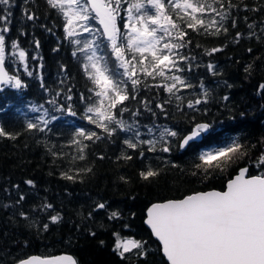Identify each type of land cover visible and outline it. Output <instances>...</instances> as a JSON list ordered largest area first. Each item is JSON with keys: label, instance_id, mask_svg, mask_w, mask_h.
Instances as JSON below:
<instances>
[{"label": "trees", "instance_id": "trees-1", "mask_svg": "<svg viewBox=\"0 0 264 264\" xmlns=\"http://www.w3.org/2000/svg\"><path fill=\"white\" fill-rule=\"evenodd\" d=\"M181 2L161 0L164 14L177 28L166 25L171 35L157 30L163 38L156 48L160 55H169L157 68H152L149 52L141 64L140 54L128 51L127 40H121L129 34L125 24L155 14L148 0H121L115 13L117 43L129 62L125 67L86 0L81 3L90 18L73 26L47 0L0 5L4 63L12 78L0 88V128L8 134L0 136V264L64 252L77 264H168L144 223L151 203L200 190H223L242 166H248L250 175L264 173L259 163L264 156V0H199L204 11L188 9L187 14L175 7ZM136 3L141 8H132L129 21L128 9ZM65 11L72 13L67 5ZM148 26L157 27L150 22ZM164 43L178 46L167 49ZM19 51L25 52L23 60ZM92 51L103 57L99 63L107 66L121 94L128 95L115 107H110L114 93L97 96L101 86L90 78L91 68L85 70ZM133 66L129 76L126 68L132 72ZM161 69L163 76L157 74ZM132 80L138 83L133 86ZM173 83L172 92L166 91ZM88 107L106 109L114 120L97 121ZM30 123L37 127L29 129ZM198 124L210 125V132L182 148L183 137ZM165 128L177 135L161 140ZM81 129L96 136L87 139L79 135ZM232 139L243 145L245 155L234 157L223 171L215 168L216 161L211 168L196 167L201 152ZM149 170L156 175L143 178L141 173ZM127 239L141 247L125 252L121 243Z\"/></svg>", "mask_w": 264, "mask_h": 264}, {"label": "snow or ice", "instance_id": "snow-or-ice-1", "mask_svg": "<svg viewBox=\"0 0 264 264\" xmlns=\"http://www.w3.org/2000/svg\"><path fill=\"white\" fill-rule=\"evenodd\" d=\"M47 2L53 8H58L68 18V26H73L77 20L86 21L90 18L87 14V6L82 4L81 0H47ZM120 3L121 0H115V6H112L113 0H87V4L91 5L92 10L99 17V22L103 25V35L110 42L117 60L120 61V66L125 67L129 62L124 59V47L117 43L120 29L116 25L115 13L119 9ZM148 3L156 9L155 14L150 16L140 15L135 17L134 23L125 24L124 27L128 29L129 34L121 37V40H127L128 51L140 54L141 60L139 63L141 64H143L144 53L149 52L155 62L151 66L152 68H157L160 64L169 60V55H160V50L156 48V45L163 38L156 35L157 30L159 29L165 35H171L172 33L166 25H171L172 28H177V25L169 16L164 14L165 5L161 3V0H148ZM8 4L9 0H0V5ZM65 5L69 8L72 5H76L79 11H74L70 15L68 11H65ZM175 7L182 8L187 14L188 9H191L192 13L203 12L205 5H200L199 0H197V4L191 3L190 0H182L181 3L175 4ZM132 8L139 11L141 4H133L128 9L130 13L129 21L133 20L131 16ZM212 11H216V9L213 8ZM220 15L221 19L226 16V14ZM32 18V16L28 17V19ZM192 20L201 25L203 24V20L198 19L195 15H192ZM149 22L157 27H149ZM215 23L213 21V24ZM188 26L194 27L192 24ZM85 30L87 31L88 29L85 28ZM65 31L69 36L72 35L70 27H66ZM184 34L183 31L179 32L181 37ZM76 43H79V41H76ZM177 46L169 43H164L163 45L167 49ZM13 47L15 48L16 46L13 45ZM85 47H90V45ZM83 50L81 49V51ZM4 51V36L0 35V82H4V77L7 76L3 68ZM212 51H220V49H213ZM19 56L23 60L25 52L19 51ZM102 59L103 57H98L96 52L92 51L87 56L89 64H85L84 67L86 71L91 68L90 78L94 83L101 86L102 91H98L96 93L97 96H108L109 92L114 93L110 100V107H115L118 101L127 100L128 95L121 94L122 89L119 87V83L108 74L109 69L107 66L102 67L100 65L99 61ZM211 67L209 65V68ZM142 70L147 75H152L151 71ZM134 71V66L132 72H128L126 68V74L129 76L133 75ZM157 74L163 76V69ZM172 79L181 84L184 83L180 77H172ZM137 83V80H132L133 86ZM175 86V83L170 87L165 86L166 91L171 93ZM188 86L190 87V85ZM15 87H20L18 79L15 80ZM200 102V100L195 101L196 104ZM100 103L103 104V100ZM188 107H193V104L190 102ZM123 110L126 111L127 109ZM87 112L95 113L97 121L107 120L111 123L114 120L113 115L100 107H88ZM86 118L89 119L90 123H97V127H104L105 130H108L106 125L93 121L90 117ZM116 123L119 124L120 122L116 121ZM36 127V124H28L29 129ZM209 132L210 125L198 124L190 130L189 135L183 138L180 146L182 148L190 146V142L196 141ZM5 135L8 134L0 128V136ZM79 135L92 139L93 136H96V133L86 134L81 129L79 130ZM165 135L175 137L177 133L165 128L161 132V140L164 139ZM147 143L152 144L153 141H147ZM128 146L135 147L132 143H129ZM242 149L243 145L238 139H232L230 143H226L223 146L201 152L198 157L201 164L196 165V167L201 168L207 165L208 168H211L213 167L212 162L216 161L215 168L223 171L224 166L233 160L234 157L246 154V150L242 151ZM168 150L167 147L163 148L165 152ZM80 158L83 159V156ZM130 158L128 157V159ZM259 163L264 164V156L260 157ZM208 168H204L206 174L208 173ZM247 171L246 168L241 169L239 175L228 182L226 191L198 193L187 196L182 200L153 205L148 210V220L146 222L151 227L153 234L161 241L164 255L167 257L169 264H264V175L245 179ZM154 175L156 173L151 170L141 173V176L145 179ZM66 178L72 179L71 176ZM28 183H31V181ZM100 207L102 208L104 205L101 204ZM56 220L57 217H52L53 222ZM46 227L47 225H45ZM119 247L120 244L118 243L117 248ZM123 247L124 251L127 252L130 247L138 248L141 245L138 242L129 241ZM60 259L71 261V257H62ZM22 264H29V262L23 261Z\"/></svg>", "mask_w": 264, "mask_h": 264}, {"label": "water", "instance_id": "water-1", "mask_svg": "<svg viewBox=\"0 0 264 264\" xmlns=\"http://www.w3.org/2000/svg\"><path fill=\"white\" fill-rule=\"evenodd\" d=\"M87 1V0H86ZM89 8L91 9V11L94 13V15L96 16V13L95 11L92 10V7L90 4H88ZM97 17V16H96ZM98 21H99V17H97ZM100 24V22H99ZM101 29L102 31L103 30V25H101ZM105 36V35H104ZM105 38H107L105 36ZM3 68H4V71L7 73V76L4 77V82H0V88L9 81V72L6 68V65L3 61ZM190 133L186 134L189 135ZM185 137V136H184ZM183 137V138H184ZM183 140V139H182ZM182 143V141H181ZM243 168H246L248 170V166H242L240 167L237 172L230 178L227 180L226 184H225V187L223 190H218V189H207V190H200V191H195V192H192L190 194H187L181 198H171V199H165V200H162V201H156V202H153L151 203L147 208H146V211H145V219H144V223L145 225L149 228V230L151 231L152 235L158 240L159 244H160V247H161V252L162 254L164 255V251H163V245L161 243V241L153 234L152 232V229L151 227L149 226V224L146 222L148 220V210L150 208H152L153 205H156V204H164V203H167L169 201H178V200H182V199H185L187 196H190V195H195V194H198V193H207V192H214V191H219V192H223V191H226L227 190V184L229 181L231 180H234L236 178L237 175H239L240 173V170L243 169ZM261 175H264L261 174ZM261 175H258V174H253V175H250L248 174V171L245 173V179H249L253 176H261ZM62 257H71V261L69 260H64V259H60ZM165 259L167 260V257L164 255ZM23 261H28L29 264H77L75 258L69 254V253H59V254H53V255H47V256H41V255H37V254H33V255H30L26 258H23V259H20L19 261L13 263V264H22ZM168 264H169V261L167 260Z\"/></svg>", "mask_w": 264, "mask_h": 264}, {"label": "rangeland", "instance_id": "rangeland-1", "mask_svg": "<svg viewBox=\"0 0 264 264\" xmlns=\"http://www.w3.org/2000/svg\"><path fill=\"white\" fill-rule=\"evenodd\" d=\"M73 6H76V5H72V6H71V10H72V12H74V11H76V9H78V8L73 7ZM76 7H77V6H76ZM115 15H116V14H115ZM79 21H82V20H79ZM83 23H84V21H83ZM0 35H1V34H0ZM4 56H5V52H4ZM206 151H209V150H206ZM129 241L134 242V241L131 240V239H127V240H123V241H122V243H121V249H122V250H124L123 245H124L125 243L129 242Z\"/></svg>", "mask_w": 264, "mask_h": 264}]
</instances>
